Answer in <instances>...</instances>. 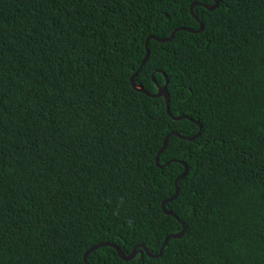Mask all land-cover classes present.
Listing matches in <instances>:
<instances>
[{"label":"trees","instance_id":"trees-1","mask_svg":"<svg viewBox=\"0 0 264 264\" xmlns=\"http://www.w3.org/2000/svg\"><path fill=\"white\" fill-rule=\"evenodd\" d=\"M219 2L149 42L170 116L131 79L214 0H0V264H264V0Z\"/></svg>","mask_w":264,"mask_h":264},{"label":"water","instance_id":"water-1","mask_svg":"<svg viewBox=\"0 0 264 264\" xmlns=\"http://www.w3.org/2000/svg\"><path fill=\"white\" fill-rule=\"evenodd\" d=\"M215 1V5L214 6H207V5H204V4H200V3H195L192 5L191 7V14L192 16L195 18V20L200 24V30L199 31H193V30H190V29H178L176 31H174V33L172 34L171 38L169 39H158L154 36H151L150 38H148L147 42H146V50H147V55H146V58L144 59V61L142 62V65H141V68L139 69V71L132 77L131 81H132V85L134 87V89L138 92H141V93H144L146 95H148L149 97H152V98H157V99H160V98H164L165 101H166V105H167V109H168V114L171 116V113H170V94L168 92V89H167V85H168V81H167V84L162 87V88H159L158 90V93L155 94V95H151V94H148L144 88L142 86H138L136 85V79L137 77L139 76V73L141 72L143 66L147 63L148 59H149V56H150V50H149V42L150 40H155L157 42H161V43H166V42H170L171 40H173L176 36V34L178 32H181V31H186V32H189V33H201L203 30H204V25L202 24L201 20L199 19V17L195 14V7L197 6H202L210 11H214L216 10L217 8H219L220 6V2L219 0H214ZM175 121H182V120H185V119H188L187 117L185 116H181V117H174L173 118ZM200 128L202 129V126L200 125ZM200 135V134H199ZM198 136L196 137H193V138H186V137H183V136H180L179 134H176V133H173L171 134L170 136H168L166 138V141L164 143V147L163 149L161 150L160 154L167 148L168 146V142H169V139L171 136H177L183 140H187L189 142H192L194 141L195 139H197ZM170 164H166L165 166H161L160 165V162H159V156L157 157V166L160 167V168H164V167H167L169 166ZM188 167L185 166V172L183 173L182 176H180L177 180H176V195L169 199V200H166L163 202L162 204V210L163 212L167 215V216H172L174 217V214L171 213L170 211H168L167 209V205L170 204V203H173L174 201H176V199L178 198V195H179V183L187 176L188 174ZM184 226V225H183ZM186 229L184 228L183 232L181 234H178V235H171L169 236L168 238H166V241L160 251V253L158 255H153L152 253H150V251L145 247V246H142L143 248V251L152 259H156V258H159L163 255L164 253V250L167 246V243L171 240V239H180L184 236L185 234V231ZM102 248H113L117 251L119 257L121 258V260H123L124 262H131V261H134L138 255H141V259H143V252L142 251H138L137 248L132 252L131 255L127 256L119 247L117 246H114L112 244H109V243H104V244H99L97 246H94L93 248H91L84 256V262L85 264H90L89 261H88V257L93 254L94 252L102 249ZM141 263V262H140Z\"/></svg>","mask_w":264,"mask_h":264}]
</instances>
